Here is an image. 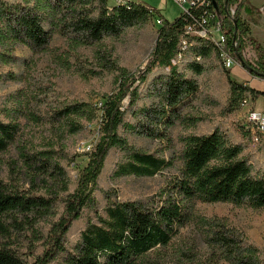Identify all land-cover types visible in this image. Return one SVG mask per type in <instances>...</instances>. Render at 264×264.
I'll return each mask as SVG.
<instances>
[{
	"label": "trees",
	"instance_id": "trees-1",
	"mask_svg": "<svg viewBox=\"0 0 264 264\" xmlns=\"http://www.w3.org/2000/svg\"><path fill=\"white\" fill-rule=\"evenodd\" d=\"M233 5L235 9L231 13ZM241 8L242 0H208V4L190 7L168 20L156 9L131 1L108 5V0H0L2 64L24 63V59L12 54L16 47H25L32 53L44 51L57 35L76 44H94L148 21L156 28L157 35L147 68L133 75L121 69L116 92L103 96L100 104L85 99L65 101L51 106L43 115L31 111L13 96L12 105L0 112V155L22 136V118L34 124L47 121L55 128L49 142L35 146L20 141L17 146L23 165L21 172L30 173L31 180L47 176L62 187L58 192L35 194L19 189L15 183L0 181V264L22 263L13 233L28 230L36 220L51 214L55 206L61 207L60 216L52 223L44 242L45 250L35 264H47L57 254L63 255L61 264H160L149 261L148 254L169 245L179 230L191 223L198 228L209 252V262L264 264V247L250 241L227 219L207 218L194 212L196 202L264 208V172H253L249 161L242 156V146L231 143L217 128L207 134L190 133L181 137L179 172L157 197L122 200L109 184H102L104 167L113 151L119 155L109 180L153 177L172 164L164 156L136 148L129 141L131 134L165 139V132L176 124L193 126L197 122L196 117L185 113V108L198 91V83L185 71L202 74L204 67L200 61L219 58V48L207 37L189 36L186 48L194 59L184 68L173 63L182 52L184 27L193 18L207 14L210 25L218 21L224 32V51L237 61V55L241 56L243 67L249 68L252 75L264 78V49L249 36V27L240 18ZM158 17L161 23H156ZM247 41L255 51L253 63L242 56ZM152 67L162 71L156 85L146 94L152 101L138 106L141 93L139 86L133 84L144 82ZM224 72L230 90L225 115L237 111L243 98L248 97L253 103L264 95L235 81L226 68ZM97 119H100L99 138L84 153L88 161L70 189L63 182L67 180L60 165L64 155L54 147L59 146L65 134L86 131L87 125ZM246 129L250 134L249 126ZM261 145L264 147V141ZM86 211H92L94 218L86 223L76 244L68 250L64 237ZM183 254L185 260L192 261L191 250Z\"/></svg>",
	"mask_w": 264,
	"mask_h": 264
},
{
	"label": "rangeland",
	"instance_id": "rangeland-1",
	"mask_svg": "<svg viewBox=\"0 0 264 264\" xmlns=\"http://www.w3.org/2000/svg\"><path fill=\"white\" fill-rule=\"evenodd\" d=\"M112 4V0H108V5ZM230 9L234 11L235 5ZM240 18L245 21L241 10ZM156 36V28L151 21H148L129 27L118 36L104 38L100 43L76 44L72 39L57 35L52 38L44 51L32 53L25 47H16L12 54L20 60L24 59V63L17 61L14 64H2L0 62V112L4 107L12 105L10 98L13 96L27 104L31 111L43 115H46L51 106L65 101L85 99L100 104L103 96L116 92V79L121 69L133 75L136 71L147 68ZM242 56L251 63L255 61V51L249 41ZM192 59H194L193 55L187 51L186 47H182V52L173 63L179 68H184L185 64ZM103 62L104 67L101 66ZM200 63L204 67L202 74L193 75L190 71H185L188 77L195 78L198 83V91L185 108V113L196 117L197 122L193 126L176 124L165 132L167 134L165 139L136 133L129 136V141L136 148L157 156H164L165 159L172 161V164L153 177L126 176L109 180L119 154L113 151L108 157L102 184L107 183L115 189L119 199L137 200L157 197V194L179 172L181 137L190 133L207 134L216 128L224 133L231 143L242 146V156L249 161L253 172L259 174L264 172V147L261 145L264 141V132L260 134L262 137L259 141H254L252 130H249L250 134L245 132L246 126H250L247 115L249 109H254L253 103L247 97L249 102L247 106L240 105L237 111L225 115L230 97L225 68L220 58L216 57L203 59ZM239 65L243 67L240 63ZM236 67L239 66L236 65L227 70L235 81L241 82L236 74ZM161 73L162 71L157 67H152L144 82L139 84L136 81L133 84L134 87L139 86L141 93L136 103L138 106L151 103L152 98L147 97L146 94L156 85ZM263 100V98L258 99L256 106L259 107ZM127 104L128 99H125L124 105ZM20 121L23 124L22 136L19 137L18 142L13 143L0 155V181L7 184L15 183L19 189L33 191L35 194H44L48 190L58 192L62 188L61 184L50 181L47 176L41 175L31 180L30 173L20 171L23 165L17 146L20 141L35 146L49 142L55 135V128H52L47 121L42 124H34L23 118ZM99 127L100 119H97L87 125L86 131L65 134L59 146L54 147L60 149L64 155L60 165L67 179H63V182H67L70 189L75 186L80 170L88 161L84 153L92 148L99 138ZM60 212L61 207L55 206L51 214L36 220L28 230L13 233V241L19 247L21 264H35L42 257L45 250L44 242L48 239L47 233L52 223L57 221ZM194 212L207 218L223 217L231 226L245 234L250 241L264 247V208L252 209L222 202H196ZM93 218V212L86 211L81 218L73 222L64 237L68 250L74 247L80 231ZM190 250L193 255L192 261L185 260L186 257L183 254ZM208 253L198 228L191 223L181 228L169 245L157 248L148 254V257L152 263L159 261L160 264H226L221 260L215 263L209 262ZM62 259L63 255L57 254L54 260L47 264H61Z\"/></svg>",
	"mask_w": 264,
	"mask_h": 264
},
{
	"label": "crops",
	"instance_id": "crops-1",
	"mask_svg": "<svg viewBox=\"0 0 264 264\" xmlns=\"http://www.w3.org/2000/svg\"><path fill=\"white\" fill-rule=\"evenodd\" d=\"M134 3H139L150 8L156 9L159 14L168 19L173 20L178 17L183 8L187 7L188 4H178L173 0H126ZM262 8V10H261ZM241 14L244 22L249 27V36L257 40L262 48L264 49V0H242ZM236 67L235 71L237 76L241 79V82L247 84L249 87L261 91L264 93V78H259L252 75L244 67ZM260 98L264 99V95L259 96L253 102V108L256 111L264 112V100L260 106H256V101Z\"/></svg>",
	"mask_w": 264,
	"mask_h": 264
},
{
	"label": "built area",
	"instance_id": "built-area-1",
	"mask_svg": "<svg viewBox=\"0 0 264 264\" xmlns=\"http://www.w3.org/2000/svg\"><path fill=\"white\" fill-rule=\"evenodd\" d=\"M178 4L187 3L188 6L183 8V11H187L190 7H199L208 4V0H173ZM114 4L122 3L125 4L126 0H112ZM262 10V8H261ZM230 12L233 13V9H230ZM156 23H161V17L156 19ZM189 36H200L207 37L209 41L214 43L219 48V58L222 65L226 69H230L233 66L239 64V61L229 56L223 49L224 43V32L220 30L219 22L217 21L214 25L209 24V15L200 16L198 18H193L185 27H184V37L182 39V47H186L187 38ZM180 55V54H179ZM178 55V56H179ZM248 99L243 98L241 105L247 106ZM247 122L250 125L249 130H252L254 141L259 140V136L264 132V112H259L254 109L248 110ZM256 134V135H255Z\"/></svg>",
	"mask_w": 264,
	"mask_h": 264
},
{
	"label": "water",
	"instance_id": "water-1",
	"mask_svg": "<svg viewBox=\"0 0 264 264\" xmlns=\"http://www.w3.org/2000/svg\"><path fill=\"white\" fill-rule=\"evenodd\" d=\"M213 8H214V10L216 11V13L218 15L219 14V10H218V8H217L215 3L213 4ZM235 30H236V28H235ZM237 58H238L239 63L242 65L244 63L243 58L241 56H239V55H237ZM247 69H249V68H247Z\"/></svg>",
	"mask_w": 264,
	"mask_h": 264
}]
</instances>
